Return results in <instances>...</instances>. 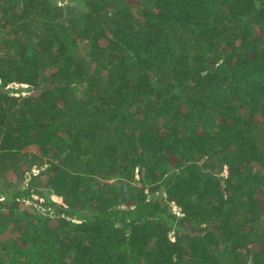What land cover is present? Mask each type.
<instances>
[{
    "label": "trees",
    "instance_id": "trees-1",
    "mask_svg": "<svg viewBox=\"0 0 264 264\" xmlns=\"http://www.w3.org/2000/svg\"><path fill=\"white\" fill-rule=\"evenodd\" d=\"M0 32V264H264V0H0Z\"/></svg>",
    "mask_w": 264,
    "mask_h": 264
},
{
    "label": "rangeland",
    "instance_id": "rangeland-1",
    "mask_svg": "<svg viewBox=\"0 0 264 264\" xmlns=\"http://www.w3.org/2000/svg\"><path fill=\"white\" fill-rule=\"evenodd\" d=\"M67 0H57V2L59 3V4H65V2H66ZM1 33V32H0ZM9 40V38H7V35L4 33V32H2V34H0V42H4V41H8ZM11 86H13V87H15V88H18V87H24V89H26V90H24L23 92H22V95H27V94H29V91H27V89L28 88H26L28 85H26V84H11ZM33 172H37V169H33ZM28 175L25 177V178H22V179H20V181H18L17 180V184L19 185L20 184V182L22 183V184H25L26 183V181L28 180ZM11 179L12 180H16L17 178L15 177V176H12L11 177ZM28 204H29V202H25V203H23L22 204V207L23 208H28ZM38 210H40V211H42V212H45L46 211V209H44V208H41L40 206H35ZM173 209L177 212V211H179V208L177 207V206H174L173 207Z\"/></svg>",
    "mask_w": 264,
    "mask_h": 264
}]
</instances>
